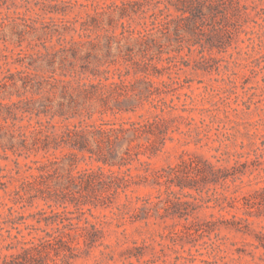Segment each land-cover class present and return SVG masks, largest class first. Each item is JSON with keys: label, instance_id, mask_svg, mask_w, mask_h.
<instances>
[{"label": "rangeland", "instance_id": "1", "mask_svg": "<svg viewBox=\"0 0 264 264\" xmlns=\"http://www.w3.org/2000/svg\"><path fill=\"white\" fill-rule=\"evenodd\" d=\"M37 122L48 152L21 144ZM82 128L116 164L73 161ZM98 165L94 204L69 176ZM10 263L264 264V0H0Z\"/></svg>", "mask_w": 264, "mask_h": 264}, {"label": "trees", "instance_id": "2", "mask_svg": "<svg viewBox=\"0 0 264 264\" xmlns=\"http://www.w3.org/2000/svg\"><path fill=\"white\" fill-rule=\"evenodd\" d=\"M72 52L74 54V57L78 56V49L72 48ZM91 72H93L95 74V69L92 67ZM16 118L13 117V113L12 111H7V113H3L2 118L3 121L8 122L9 123V119L11 118ZM13 124H15L13 122ZM38 124V126H37ZM37 124H32L29 123L25 126H27V128L30 129L31 134H33V137H35V139H33V142L31 144H28L25 137H28L27 134L23 133L20 134L22 137V141L21 144L24 147H27L29 150L31 148H42L44 150H46L48 152L50 146H51V142L52 141H57L58 137L55 136L52 132H50L49 127L47 126V124H42L40 122H37ZM134 127V125H132ZM142 125H140L139 127H137V129L139 130L141 128ZM135 128V127H134ZM102 131H105L102 130ZM67 136H69V144L70 147L72 148V158L73 161L75 162L76 159L75 157L78 158V155L80 153L83 154V156L85 157L86 154L84 153L86 150L90 153L88 156L93 158L94 155H97L96 160L99 162H102L104 165L105 164H109V165H114L116 164L114 160H116V158H109L107 153H105V150L103 147L100 146V144H98V140L94 139L91 137V132L90 131H86L83 128L81 130H76V131H66L65 132ZM13 137V136H12ZM95 140L93 143H95L93 145H91V141ZM14 139L10 138V142H12ZM56 145V144H55ZM12 148V147H11ZM76 149V151H75ZM55 159V158H54ZM52 158L49 157H45V159H42V165L41 167H39V170L43 171V173L38 174L39 177L45 182V179H48L50 177V171L53 169V171H56V166L58 167V163ZM73 162V163H74ZM56 164V166L54 165ZM110 171V180L105 183V179H103V177L100 176V174L104 175V168L103 166L98 165L97 168L94 167H84L82 169H79L77 171L76 175H70L69 176V181L75 185L77 184H82L81 181L85 180V198L89 197V193L92 191L94 194H92L90 196V199L93 198V203L97 204L98 202V198H103L100 192V188H103L106 185H108V188L112 187V179L116 180L118 178V175L115 174V170H109ZM202 171V170H201ZM37 175V176H38ZM36 176V177H37ZM98 182H100L99 184H97ZM106 191V190H105ZM105 191L103 193H105ZM108 191V189H107ZM97 198V199H96ZM89 199V200H90ZM29 253H31V249L30 248H24L23 252L21 255H28ZM12 255V254H11ZM11 264V263H10Z\"/></svg>", "mask_w": 264, "mask_h": 264}]
</instances>
